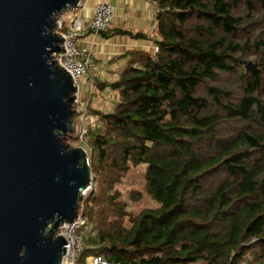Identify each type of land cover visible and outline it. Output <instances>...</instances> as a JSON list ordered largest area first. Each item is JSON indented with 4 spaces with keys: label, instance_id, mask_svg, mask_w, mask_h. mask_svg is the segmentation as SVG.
I'll return each mask as SVG.
<instances>
[{
    "label": "trees",
    "instance_id": "16d2710c",
    "mask_svg": "<svg viewBox=\"0 0 264 264\" xmlns=\"http://www.w3.org/2000/svg\"><path fill=\"white\" fill-rule=\"evenodd\" d=\"M151 1L159 50L133 54L82 144V258L264 264V0Z\"/></svg>",
    "mask_w": 264,
    "mask_h": 264
},
{
    "label": "water",
    "instance_id": "95a60500",
    "mask_svg": "<svg viewBox=\"0 0 264 264\" xmlns=\"http://www.w3.org/2000/svg\"><path fill=\"white\" fill-rule=\"evenodd\" d=\"M80 1L0 0V264H61L58 231L95 183L87 150L65 138L77 84L53 61L66 51L56 17Z\"/></svg>",
    "mask_w": 264,
    "mask_h": 264
},
{
    "label": "crops",
    "instance_id": "0c3cea01",
    "mask_svg": "<svg viewBox=\"0 0 264 264\" xmlns=\"http://www.w3.org/2000/svg\"><path fill=\"white\" fill-rule=\"evenodd\" d=\"M99 1L84 0L73 10L74 14L84 20H91ZM109 2L115 10V19L110 31L112 35L106 37L90 33L80 40L78 45L82 52H94V62L99 70L96 73L91 72L90 78L94 79L95 86L98 87L95 89L102 93L101 96L116 105L119 98L109 86L118 80L130 65L135 52L150 54L154 50L158 7L151 0H109ZM102 88L104 91L101 90Z\"/></svg>",
    "mask_w": 264,
    "mask_h": 264
},
{
    "label": "built area",
    "instance_id": "2783aa9c",
    "mask_svg": "<svg viewBox=\"0 0 264 264\" xmlns=\"http://www.w3.org/2000/svg\"><path fill=\"white\" fill-rule=\"evenodd\" d=\"M69 19L71 20H67V31L64 30V23L61 24V36L64 39L61 47L66 51L54 54V60L70 73L77 84L81 78L88 79L92 76L89 74V70L93 66V51L81 52L78 43L90 33L102 34L107 32L114 22L115 10L109 0H100L91 20H84L79 15L69 16ZM154 49L156 52L159 50L158 46H155ZM88 81L90 82L89 87L92 94L95 90L94 79L90 78ZM77 87L79 92L81 87L78 84ZM76 101L78 102V98ZM89 123L94 127L97 119L95 117L89 118ZM86 134L88 135V129H84L82 138ZM87 142L88 139L85 140L84 144H87ZM87 226L82 215H78L73 222L65 223L60 227L57 235L63 237L67 243L65 246L66 254L63 255L61 264H79L85 249V235L89 231V228H86ZM87 260V264H121L109 262L102 256L96 255L89 256Z\"/></svg>",
    "mask_w": 264,
    "mask_h": 264
},
{
    "label": "rangeland",
    "instance_id": "374dc122",
    "mask_svg": "<svg viewBox=\"0 0 264 264\" xmlns=\"http://www.w3.org/2000/svg\"><path fill=\"white\" fill-rule=\"evenodd\" d=\"M83 1L84 0L80 1L78 7L83 3ZM73 10L74 9L72 8L70 10L61 12L60 14L57 15V17H56L57 18V26L55 28V31L58 34L61 35V24L64 23V22H67V20L70 21L71 19H69V16L75 15L74 14L75 12ZM81 40H83V39H81ZM151 52L154 53V54L157 53L155 49L152 50ZM92 54H93V63H92L93 66H92V68H90L89 74L91 72L92 73H96L99 70L98 66H96L95 62H94V56H95L94 52H92ZM53 61H55L54 57H53ZM77 84L79 85V87H81L79 89V92H77L76 99L78 98V102L75 100V102L73 104V110L76 111L75 118H76V121H77V133L75 135L69 134L67 136H77V137H79L78 143L74 144L73 146H76V147L81 146V147L85 148L82 144H84L85 140L88 139V135L86 134L85 137L82 138L84 129H88V132H89V128L94 129V128H98L100 126L99 125V118H97V116L95 115V111L96 112H106V111L109 112L110 110L113 111L115 109L116 105H114L113 103H111L108 100H105L101 96L102 93H100V91L97 90L98 87H96V86H94V88H97V89H95L94 93L91 94V90H90V87H89L90 82L88 81L87 78H81L79 80V82H77ZM87 91H88V95H87ZM112 111H110V112H112ZM94 117L97 119V123L93 127L89 123V118H94ZM65 138H66V136H65ZM88 159H89V155H88ZM89 162H90V160H89ZM90 165H91V162H90ZM132 175H136L137 182H139L140 181V176L142 174H141V171L138 169V170H136V172L132 173ZM95 189H96V182L92 185L91 190L88 191L83 196V198H86V197L88 198L90 193L94 192ZM83 208H84V204H83V200H82V206H81L79 215H82V218L84 220H86L84 215H83V212H84ZM86 223H87V220H86ZM86 228H89V231L87 233V234H89V232H91L90 226L86 227ZM91 255L92 254H89V256H91ZM87 258H88V256L83 257L80 260L79 264H87V262H88Z\"/></svg>",
    "mask_w": 264,
    "mask_h": 264
},
{
    "label": "clouds",
    "instance_id": "9594fccd",
    "mask_svg": "<svg viewBox=\"0 0 264 264\" xmlns=\"http://www.w3.org/2000/svg\"><path fill=\"white\" fill-rule=\"evenodd\" d=\"M157 46V45H156Z\"/></svg>",
    "mask_w": 264,
    "mask_h": 264
}]
</instances>
